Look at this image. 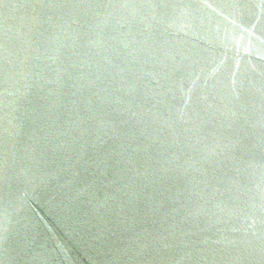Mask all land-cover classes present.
I'll use <instances>...</instances> for the list:
<instances>
[{
	"label": "water",
	"instance_id": "water-1",
	"mask_svg": "<svg viewBox=\"0 0 264 264\" xmlns=\"http://www.w3.org/2000/svg\"><path fill=\"white\" fill-rule=\"evenodd\" d=\"M0 264H264V0H0Z\"/></svg>",
	"mask_w": 264,
	"mask_h": 264
}]
</instances>
